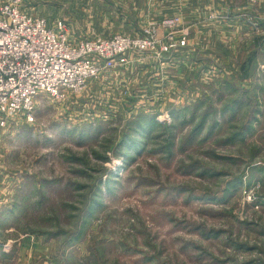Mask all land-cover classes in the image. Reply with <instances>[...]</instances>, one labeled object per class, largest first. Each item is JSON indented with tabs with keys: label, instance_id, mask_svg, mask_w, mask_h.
<instances>
[{
	"label": "rangeland",
	"instance_id": "obj_1",
	"mask_svg": "<svg viewBox=\"0 0 264 264\" xmlns=\"http://www.w3.org/2000/svg\"><path fill=\"white\" fill-rule=\"evenodd\" d=\"M257 1L0 0L69 44L149 42L79 92L39 93L31 116H5L0 264H264L257 40L223 25L257 36ZM205 16L220 21L208 36L190 26Z\"/></svg>",
	"mask_w": 264,
	"mask_h": 264
},
{
	"label": "built area",
	"instance_id": "obj_2",
	"mask_svg": "<svg viewBox=\"0 0 264 264\" xmlns=\"http://www.w3.org/2000/svg\"><path fill=\"white\" fill-rule=\"evenodd\" d=\"M178 23V18L163 20L162 27L174 29ZM143 40L115 35L73 45L53 34L44 20L0 10V126L6 124V115L31 116L39 93L58 97L63 91L79 92L90 79L113 69L115 58L146 48L149 42Z\"/></svg>",
	"mask_w": 264,
	"mask_h": 264
},
{
	"label": "crops",
	"instance_id": "obj_3",
	"mask_svg": "<svg viewBox=\"0 0 264 264\" xmlns=\"http://www.w3.org/2000/svg\"><path fill=\"white\" fill-rule=\"evenodd\" d=\"M159 2V4L161 5L160 8H168V9H177L179 8V10L181 9H185V8H189V9H213V4H217L220 5L223 2H226V4L229 5V7L235 6L233 4V2H237L238 0H157ZM138 2V1H137ZM156 3L155 0H143V4H142V8H146L148 10H153V4ZM210 3L212 5H210ZM212 6V7H211ZM235 8H238V6H236ZM257 9H259V15H257V36H255L254 33L248 31L247 29L243 28L242 24L243 22H241L238 18H233V20H228L227 22H225L223 25L228 27V30L231 31L232 29V34H236L240 29H243V32L241 34V38H243L244 40L246 39H250V37L252 35H254L252 37V42L257 40V72L261 73L262 75L260 76L261 78V82L264 81V0H258L257 1ZM148 12V11H147ZM147 19H141L142 23H146L149 22V18L150 15H148L146 17ZM134 23H136L134 21ZM220 24V21H215L213 19H210L209 17L205 16L203 18L199 17V18H195L194 20L190 21V26H192V30L197 34L199 31H201V27H205V33L208 36L210 31H211V27H213V25H217ZM201 26V27H200ZM233 27V28H232ZM199 28H201L199 30ZM249 29V28H248ZM250 30V29H249ZM252 31V30H251ZM251 40V39H250ZM260 82V81H259ZM258 82V84H259ZM259 88H262L259 85ZM264 95V94H263ZM263 97V96H262ZM264 98V97H263ZM260 110H262V108H260ZM261 117V118H260ZM264 120V115L262 112H257V121L259 120Z\"/></svg>",
	"mask_w": 264,
	"mask_h": 264
},
{
	"label": "trees",
	"instance_id": "obj_4",
	"mask_svg": "<svg viewBox=\"0 0 264 264\" xmlns=\"http://www.w3.org/2000/svg\"><path fill=\"white\" fill-rule=\"evenodd\" d=\"M141 120H144V118H142ZM143 122V121H142ZM145 123H149L148 125H150V127H153V122H152V120L150 119V120H145L144 121Z\"/></svg>",
	"mask_w": 264,
	"mask_h": 264
}]
</instances>
